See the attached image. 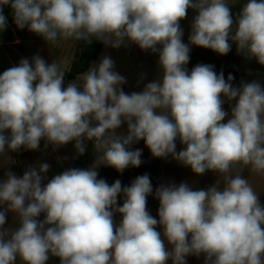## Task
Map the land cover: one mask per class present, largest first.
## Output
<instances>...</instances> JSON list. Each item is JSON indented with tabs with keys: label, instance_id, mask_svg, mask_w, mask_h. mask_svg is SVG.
I'll return each instance as SVG.
<instances>
[{
	"label": "clouds",
	"instance_id": "clouds-1",
	"mask_svg": "<svg viewBox=\"0 0 264 264\" xmlns=\"http://www.w3.org/2000/svg\"><path fill=\"white\" fill-rule=\"evenodd\" d=\"M4 6L18 28L48 44L95 40L157 53L162 77L127 94L126 78L107 54L79 85L65 87L60 63L39 55L0 74V157L36 151L41 140L54 148L74 141L78 155L92 141L95 151L89 168L65 170L46 184L48 163L22 176L5 172L0 264H46L50 256L60 264H187L189 256H203L204 264H264V205L241 175L248 166L264 173V86L253 80L233 87L234 77L226 80L212 65L198 64L190 73L185 67L189 45L223 56L230 42L264 66V0H247L235 18L225 0H0V31L7 27ZM188 9L198 14L185 44L179 21ZM233 100L223 123V105ZM177 139L186 146L179 152ZM141 140L153 157L171 155L196 175L219 174L223 187L160 185L154 218L146 207L149 175L124 187L119 179L111 185L98 179L101 166L120 173L139 167L142 150L131 146ZM9 213L16 227H6ZM114 213L122 215L119 225Z\"/></svg>",
	"mask_w": 264,
	"mask_h": 264
},
{
	"label": "rangeland",
	"instance_id": "rangeland-1",
	"mask_svg": "<svg viewBox=\"0 0 264 264\" xmlns=\"http://www.w3.org/2000/svg\"><path fill=\"white\" fill-rule=\"evenodd\" d=\"M229 4L231 13L235 18L241 11L243 4L247 0H225ZM12 14V13H11ZM198 13L193 9L187 10L185 19L179 21L183 30L182 42L189 44V35L193 18ZM13 15V14H12ZM231 51L227 55H219L218 53L197 47L190 46V60L185 66L189 73L198 64L212 65L217 74L223 72L225 79L229 74L234 77L232 81L233 87H240L242 82L247 83L253 80L258 81L264 86V66L258 64L255 59L248 60L238 53L237 46L234 42ZM77 41H58L56 44H48L41 36L31 32L27 27L20 29L15 23L7 20V27L0 31V74L11 67L18 66L22 59H28L31 63L32 57L39 55L47 62L51 63L56 60L60 63L65 72L64 86L71 81L67 80V72L69 71L72 61L77 51ZM109 55L114 61V71L126 78V83L122 85V90L131 94L132 92H141L145 85L149 82L158 80L162 77V69L158 64V54L151 51H143L135 44L119 49L103 47L99 57L93 62L98 63L103 55ZM83 74L75 81L78 85L82 84ZM35 83V82H34ZM223 99V97H222ZM235 100L231 103L225 102L224 110L228 113L223 123L231 118V106H234ZM126 129V124L122 125L119 131ZM7 135V133H5ZM74 141L66 145L53 147L47 145L41 140L39 149L36 151H27L21 148L17 152H7L5 156L0 157V180L5 179V172L11 171L17 176H22L29 167L38 168L41 163L50 165L49 171L44 174L42 184H46L55 175L62 173L71 168L87 169L95 160V151L92 141H85L86 151L83 155H78L74 147ZM186 146L181 144L179 139L176 140V151L183 150ZM142 150L141 165L139 167H128L122 173L117 172L112 167L101 166L97 169L98 179H104L109 185L117 179L121 181L122 187L130 186L137 176L149 175L153 193L147 197V210L156 218L158 217L159 200L155 198V190L160 185L168 186L170 184L180 183L188 184L193 190L208 189L213 185L223 187V177L213 171H206L202 175H196L190 167H186L173 159L171 155L164 158L153 157L150 150L145 146L143 140L134 143L132 150ZM245 177L253 190L259 196L260 203L264 205V173H257L248 166L241 173ZM123 196L117 197V206H122ZM41 214L39 219H43ZM8 224L6 227L13 228L17 226V218L9 213ZM122 215L114 213L113 221L115 225H119ZM157 230H161L157 226ZM17 264H21L19 259ZM46 264H60L58 257L50 256ZM171 264V261L168 262ZM187 264H204V257L195 256L187 257Z\"/></svg>",
	"mask_w": 264,
	"mask_h": 264
},
{
	"label": "trees",
	"instance_id": "trees-1",
	"mask_svg": "<svg viewBox=\"0 0 264 264\" xmlns=\"http://www.w3.org/2000/svg\"><path fill=\"white\" fill-rule=\"evenodd\" d=\"M10 7H3V14L10 23H14ZM77 51L71 67L67 72L68 81H76L78 77L88 71L89 67L99 57L103 50L104 44L99 41H93L90 45L83 41H77Z\"/></svg>",
	"mask_w": 264,
	"mask_h": 264
}]
</instances>
